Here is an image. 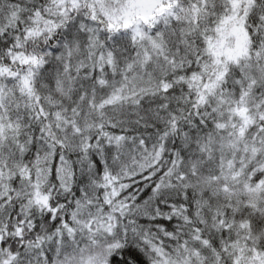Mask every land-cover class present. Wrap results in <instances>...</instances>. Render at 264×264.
Wrapping results in <instances>:
<instances>
[{"label":"snow or ice","instance_id":"obj_1","mask_svg":"<svg viewBox=\"0 0 264 264\" xmlns=\"http://www.w3.org/2000/svg\"><path fill=\"white\" fill-rule=\"evenodd\" d=\"M0 264H264V0H0Z\"/></svg>","mask_w":264,"mask_h":264}]
</instances>
